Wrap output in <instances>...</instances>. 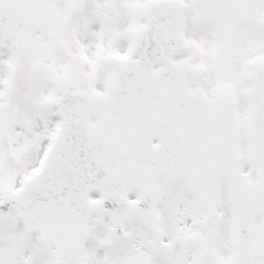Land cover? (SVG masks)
<instances>
[{
	"label": "snow or ice",
	"instance_id": "obj_1",
	"mask_svg": "<svg viewBox=\"0 0 264 264\" xmlns=\"http://www.w3.org/2000/svg\"><path fill=\"white\" fill-rule=\"evenodd\" d=\"M0 264H264V0H0Z\"/></svg>",
	"mask_w": 264,
	"mask_h": 264
}]
</instances>
